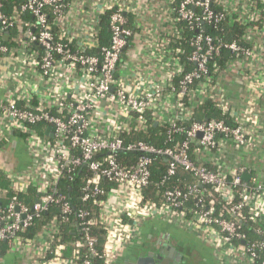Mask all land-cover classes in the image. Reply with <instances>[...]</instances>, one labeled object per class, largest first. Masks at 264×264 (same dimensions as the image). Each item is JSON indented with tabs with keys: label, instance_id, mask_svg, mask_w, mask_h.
<instances>
[{
	"label": "built area",
	"instance_id": "obj_1",
	"mask_svg": "<svg viewBox=\"0 0 264 264\" xmlns=\"http://www.w3.org/2000/svg\"><path fill=\"white\" fill-rule=\"evenodd\" d=\"M6 1L15 2L10 13ZM114 1L101 12L97 27L80 31L85 37L81 41L69 28L72 0H0V141L12 140L15 133L24 134L23 142L38 163L36 173L31 169L15 173L6 162L3 168L11 190L23 193L36 180L40 195L32 207L12 202L0 210V264L6 242L27 252L36 243L32 248L38 251L37 258L31 264H77L80 257L81 264H93L92 258L113 264L115 246L130 243L137 226L170 216L204 234L223 252L235 251L238 264H264V226L251 227L256 237L249 238L242 218L247 215L253 222L264 219V184L252 177L246 182L245 167L223 170L203 160L226 143L235 149L251 145V111L260 112L257 104L251 107V81L259 84L255 95L261 97L264 92V71L260 69L264 66V44L256 42L258 36L264 37V0H166L165 11L172 16L174 26L168 41L170 72L159 83L152 82L141 90L120 79L133 35L127 16L134 14L135 3ZM108 10L114 12L108 45L102 46L101 20ZM231 15L246 27L243 39L247 45L216 41L206 33L210 25ZM189 33L193 35L187 58L194 68L186 72L182 58L186 50L174 43ZM96 49H100L99 54H95ZM223 50L234 56L230 63L233 73L245 75V88L250 91L246 112L236 113L229 97L217 92L219 78L215 74L219 67L214 61ZM211 63L214 70L209 67ZM64 70L80 78L73 89L63 88L72 98L64 95L52 105L45 104L42 87L56 83ZM44 93L49 94V90ZM209 99L236 126L216 119L188 124L195 116L193 107ZM148 113L156 123L169 125V142L174 145L159 148L125 140L134 121L138 130L146 127ZM161 115L171 118L164 121ZM49 129L53 131L48 133ZM43 132L51 138L49 142H42ZM179 134L185 138L178 140L175 136ZM120 153L137 154L134 164L119 162L116 156ZM155 156L168 162L161 186L180 172L190 176L194 184L162 191L160 203L146 200ZM84 168L89 176L84 178L81 200L92 202L96 211H76L80 238L67 259L64 246H57L58 237L62 221L68 222L75 208L58 185L64 177L73 180ZM108 183L115 187L109 189ZM55 207L61 218L54 215L42 227L41 237L48 236L50 242L23 236ZM228 213L234 219L228 218ZM97 227L105 231L102 255L96 250L98 240L93 235Z\"/></svg>",
	"mask_w": 264,
	"mask_h": 264
},
{
	"label": "crops",
	"instance_id": "obj_2",
	"mask_svg": "<svg viewBox=\"0 0 264 264\" xmlns=\"http://www.w3.org/2000/svg\"><path fill=\"white\" fill-rule=\"evenodd\" d=\"M114 0H73V5L69 13V28L73 34L84 41L80 31L86 28L98 26L101 12L113 3ZM115 2V1H114ZM135 3L132 14L135 16L133 22L139 29L137 40L128 50L123 60L120 79L130 84L133 88L140 90L148 87L152 82L159 83L168 77L170 69V34L173 31L172 16L166 14V0H133ZM103 41L107 38L105 31L101 30ZM256 42L264 44V37L258 36ZM176 48V47H174ZM171 49V48H170ZM264 71V66L260 67ZM232 77L219 78L217 92L221 96L229 97L231 103L236 108V113L246 112L248 108L247 98L250 91L247 92L244 83L245 75L243 73H232ZM80 81L79 76H74L71 72L64 70L56 78V83L48 84L42 87L43 102L52 105L56 103L58 97L66 96L68 100L72 95L66 94L64 89H73V85ZM81 89L83 82H81ZM264 90V79L262 80ZM64 88V89H63ZM259 84L251 81V107L257 104L259 110L251 111V145L245 149H238L223 144L214 154L205 156L203 159L209 162L215 168L223 170L245 167L248 174L264 184V92L259 95L254 93L258 91ZM51 89V90H50ZM49 94L45 95V91ZM83 91V90H81ZM79 91V92H81ZM260 97V98H259ZM164 121L171 116H162ZM250 119V117H249ZM42 142H49L51 139L43 132ZM23 147H26L23 143ZM26 167L22 170L15 168V173H21L24 170L37 172V159L30 154L26 147ZM8 178L6 172H4ZM9 179V178H8ZM32 184L38 186L36 180ZM36 187V186H35ZM28 190V189H27ZM27 190L25 192H27ZM7 189L0 187V200L7 196ZM23 192V193H25ZM121 202L122 200L119 199ZM180 220L170 218H154L143 222L137 226L134 232L133 240L125 245H116L114 248L113 264H138L140 257H146L149 254H159V251L171 246L185 256L182 264H238L235 251L223 252L216 247L213 242L208 240L204 234H199L192 228L181 224ZM43 220L41 226H37L41 243L48 242V236L43 235ZM41 237V238H40ZM50 242V241H49ZM36 243L29 246V252L18 250L10 243L4 245L3 264H31L37 256L38 251L32 248ZM56 247V246H55ZM162 257H167L162 254ZM37 258V257H36Z\"/></svg>",
	"mask_w": 264,
	"mask_h": 264
},
{
	"label": "trees",
	"instance_id": "obj_3",
	"mask_svg": "<svg viewBox=\"0 0 264 264\" xmlns=\"http://www.w3.org/2000/svg\"><path fill=\"white\" fill-rule=\"evenodd\" d=\"M73 1V0H72ZM15 5V2L13 1H6V7H7V13H10L11 8ZM114 12V10H108L103 16L101 20V26L103 27V31H105V34L107 35V38L105 39V42L103 41L102 46L108 45L109 41V22H110V16ZM129 18V28L132 29L133 35L129 38V46L128 50L132 49V46L135 44L137 40V35L139 34V29L137 28L136 24L133 22V16L132 14L127 16ZM206 33L213 36L214 40L216 41H222L223 43H232L234 41H237L239 43H242L244 45H247V43L244 41V36L246 33V27L243 25H240L236 23L235 17L228 16L227 19L222 21L218 24L210 25ZM193 34L189 33L188 37L184 40H176L175 46L176 47H183L184 50H186V54L183 55L184 63L186 66V72L192 70L194 68V64L188 61L187 56L190 54L191 47L189 46V39L192 37ZM7 44L9 46H12L11 43ZM100 49L95 50V54H99ZM126 55V54H125ZM124 55V58H125ZM123 58V60H124ZM234 59V56L230 53V51L223 50L221 55L216 58L214 61L215 64H217V67H219L218 72L215 74V78H225V77H232L233 68H231L230 63ZM123 62V61H122ZM213 63V64H214ZM213 64L209 66L211 70H214ZM181 78V77H180ZM186 105H189L188 100H185ZM194 112L195 116L193 119L188 123L190 124L193 121H210L213 119L216 120H223L225 123L230 124L232 126H236L235 123H233L231 117L229 115L223 114L220 110L217 109L216 103L214 100H205L203 103H199L197 106H194ZM147 117V125L143 130H138L137 125L135 124V121L131 125V133L129 135H126L125 140L126 141H141L145 142L147 144L153 145L155 147L163 148V147H169L174 145V143L169 142V135H170V127L169 125H163L160 123H156L154 117L151 113H148L146 115ZM133 118L136 119L137 116L133 115ZM188 124L185 126L187 127ZM12 140H15L17 144L15 145L12 140L10 141H0V187L7 189V196L5 199L0 200V210H5L7 206L12 202H18L22 203L26 206L32 207L39 198V193L37 188L30 184L28 186V190L25 193H18L11 190V182L5 175V170L3 168V162H6L7 164H10L14 171L15 168L22 170L26 166V153L27 150L26 147H23V141L25 139L24 134H13ZM178 140H183L185 138L184 134H179L175 136ZM26 152V153H25ZM28 154V153H27ZM137 154L135 153H120L116 156L117 160L121 162L123 165H133L136 160ZM15 167V168H14ZM168 167V162L162 158L155 156L153 160V164L151 166L152 170V177H151V184L148 187V189L145 192L146 200L152 202V203H160L161 201V193L162 191L166 189H174V188H183L184 183H191L194 184L192 178L190 176H186L185 173L180 172L179 175L167 182L163 186L160 184L162 183V180L166 174V170ZM25 171V170H24ZM75 178L71 180L68 177L62 178L58 185V189L60 192L64 193L73 203L75 212L69 217L68 222H63L61 224V233L59 235V244L57 246H64L65 250V257L68 259L73 252L74 243L80 238V232L77 231V216L76 211L78 209H89L91 211H96L95 206L92 202L83 203L82 202V196H83V186H84V178H87L89 176V173L84 169L78 170L76 172ZM109 189H113L115 187V184H110ZM160 185V187H158ZM159 188V189H158ZM209 189V187H205L204 189ZM207 202L211 200V198L207 197ZM193 202V201H192ZM225 209L224 206L219 205V208ZM54 215H58L61 218L60 210L55 207L50 209L46 214L43 215V225L47 224ZM228 218L234 219V217L228 213ZM246 222L243 225V229L245 233L249 236V238H255L253 231L251 230V227L254 226H264V219L258 222L251 221L247 215H244L242 217ZM61 222V220H60ZM125 222H127V219L125 218ZM38 233L37 226L31 228L28 232H26L23 236H25L28 239L34 238L35 235ZM93 235L97 238L98 242L96 244V250L99 252V254L104 253V245H105V231L101 228H96L93 230ZM7 244L4 243V245ZM93 264H105L104 258H92ZM77 264H81V257L80 260L76 262Z\"/></svg>",
	"mask_w": 264,
	"mask_h": 264
},
{
	"label": "water",
	"instance_id": "obj_4",
	"mask_svg": "<svg viewBox=\"0 0 264 264\" xmlns=\"http://www.w3.org/2000/svg\"><path fill=\"white\" fill-rule=\"evenodd\" d=\"M9 34H7L6 39L8 38ZM53 131V129H49L48 133ZM243 179L246 182H249L251 176L249 174H245ZM42 221L39 222V226H41ZM162 254L165 255L167 258L164 259ZM185 256H183L180 252H178L175 248L171 246H166L165 249L159 251V254H149L146 257H140L138 260V264H182L185 260Z\"/></svg>",
	"mask_w": 264,
	"mask_h": 264
}]
</instances>
